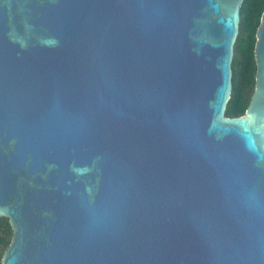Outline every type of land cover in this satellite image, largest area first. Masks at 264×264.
<instances>
[{
	"label": "water",
	"instance_id": "95a60500",
	"mask_svg": "<svg viewBox=\"0 0 264 264\" xmlns=\"http://www.w3.org/2000/svg\"><path fill=\"white\" fill-rule=\"evenodd\" d=\"M244 0H0L1 264H264V13Z\"/></svg>",
	"mask_w": 264,
	"mask_h": 264
},
{
	"label": "trees",
	"instance_id": "16d2710c",
	"mask_svg": "<svg viewBox=\"0 0 264 264\" xmlns=\"http://www.w3.org/2000/svg\"><path fill=\"white\" fill-rule=\"evenodd\" d=\"M264 13V0H244L240 11V29L232 61V94L226 108L227 117L245 115L256 88L257 31ZM13 237L9 219L0 217V264Z\"/></svg>",
	"mask_w": 264,
	"mask_h": 264
}]
</instances>
